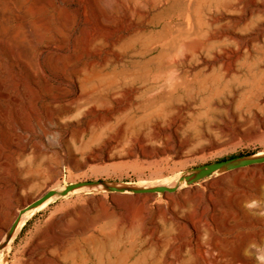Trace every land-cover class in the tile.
Returning <instances> with one entry per match:
<instances>
[{"label":"rangeland","instance_id":"1","mask_svg":"<svg viewBox=\"0 0 264 264\" xmlns=\"http://www.w3.org/2000/svg\"><path fill=\"white\" fill-rule=\"evenodd\" d=\"M233 1L236 9L216 12L198 0L193 14L189 0H0V220L26 209L23 199L37 206L39 196L51 197L22 225L8 264L80 263L90 233L93 258L112 264H260L264 0ZM125 6L142 17L129 22ZM194 18L212 51H231L228 71L205 66V50L188 47ZM151 48L185 77L173 99L177 121L139 143L112 125L115 116L102 119L105 109L76 101L82 78L112 67L84 65L97 57L78 55L113 50L122 64ZM215 75L222 79L213 83ZM200 83L214 91L198 93ZM185 173L188 182L170 195L138 196ZM52 228L66 243L53 252L45 238Z\"/></svg>","mask_w":264,"mask_h":264},{"label":"bare ground","instance_id":"2","mask_svg":"<svg viewBox=\"0 0 264 264\" xmlns=\"http://www.w3.org/2000/svg\"><path fill=\"white\" fill-rule=\"evenodd\" d=\"M133 1H135V4H137L136 0ZM139 2L140 1H138V4ZM177 2L179 4L181 0L180 2L177 0ZM192 2L193 5L191 7ZM192 2L189 0L190 7L192 8L191 11L193 10V14H196L195 12L197 10L198 0H193ZM189 3L187 5H189ZM141 4L138 6L135 5L137 6L136 8H138ZM181 4L184 3H180L179 6L182 7L183 5ZM143 5L144 4H142V6ZM135 6H133V9H135ZM142 6H140L141 10ZM184 6L186 7V3ZM208 6L209 9L213 7L216 12H219L221 7H224L229 11L236 9L235 2L233 0H209ZM126 7L127 6H125V8ZM188 7H186V9ZM126 10L129 9L126 8ZM141 10L138 9L136 12L139 14V16V11ZM134 13L135 10H129V22L135 17H133ZM141 17L142 15L140 18ZM140 18L138 19L140 20ZM196 21V18H194V20L189 23V32H187L189 34L188 38L190 36V40L188 39V47L193 51H195L197 48L205 50V56L202 58V62L205 66L214 68L216 65H221L224 66L228 71V65L230 64L231 60V51L224 49L212 51L213 43L211 41L207 42L199 38L201 35V30L199 29L200 24ZM216 22H218L217 16H211L210 24ZM134 31H136V29ZM98 36L103 38L106 35L99 33ZM214 36L215 32H212L210 37ZM122 37L124 36L120 35L118 40ZM129 38L126 41L133 39ZM139 38H141V36L137 37V39L134 37L133 40H138ZM152 52H154V49L152 48L146 50H137L135 51L134 55L141 57V59L127 60L122 64L119 63V55L113 50L104 53H102L101 49L83 50L78 55L79 58H82L83 56H86L87 58L91 56L97 57V59H93L91 61H84V65H89L90 63L104 69L105 67H112L109 71H103V69H101L95 78H82L80 84L81 93L79 94L76 101H82L86 107H89L88 109L91 112L97 113L98 109H105L106 113L105 115L101 116L102 119L107 118L110 120L111 116H115V121L112 122V125L117 126L118 130L120 131L131 130L132 133L135 134V139L138 140L139 143L144 141L146 133L150 136L151 141L155 140L158 136H161L160 133L162 130H164L166 127L168 129L173 123L177 121L178 117L176 114L180 111V107L173 104V99H175L174 96L182 88V79L185 77V73L180 71L176 61L168 60L166 64L163 63V59L166 57L167 53H165L163 50H160L157 51V54L150 56ZM109 54H113L114 57H110ZM202 72L203 68L195 70L193 72L194 78L197 79V77H199ZM221 77V75L213 76V83L219 82L220 79H222ZM198 88V93L210 92L211 94L214 91H211V89L205 86L204 83L198 84ZM109 112H111V114ZM90 121L93 122V119ZM153 152V150L146 151V155L151 156ZM189 179L190 176L187 173L182 175L176 174L172 179L165 181V183H163L164 186H157L163 188L162 190L158 191L156 190V187L153 188L150 186L139 192L138 196L143 195L144 198H148L156 192H163L167 195H170L177 188L185 185ZM57 193L58 192L55 191L54 194ZM43 195L39 196L38 198L42 197ZM50 198L44 200L37 206L33 205L32 203L27 204V200L23 199L22 204L26 206L28 205L26 209H13L9 212L7 219L0 220V264H8V255L11 253L13 243L26 219L35 209L44 205ZM140 212L142 218H144V211H141L140 209ZM49 232L47 231L45 238L48 239L54 246V249H50L49 251L53 252L66 246V243H64V236L60 235L53 228ZM77 233H85V230L77 231ZM72 235L76 236V232ZM84 240L86 245L84 244L82 247L83 256L81 257V262H77V264H112V261L109 257H107V259L104 261L98 260L94 259L89 252L91 244L96 240L93 233L84 236ZM52 260L53 259H51V262ZM119 264L128 263L120 262ZM131 264H134V262Z\"/></svg>","mask_w":264,"mask_h":264},{"label":"water","instance_id":"3","mask_svg":"<svg viewBox=\"0 0 264 264\" xmlns=\"http://www.w3.org/2000/svg\"><path fill=\"white\" fill-rule=\"evenodd\" d=\"M226 161H227V159L222 160V161L215 162V163H213V164L211 165V167H216V166H218V165H220L221 163L226 162ZM162 189H163V188H161V187H156V190H158V191H160V190H162ZM48 195H49V192L45 193L42 197L38 198V199H37V203H41V202H43V201L47 198Z\"/></svg>","mask_w":264,"mask_h":264},{"label":"clouds","instance_id":"4","mask_svg":"<svg viewBox=\"0 0 264 264\" xmlns=\"http://www.w3.org/2000/svg\"><path fill=\"white\" fill-rule=\"evenodd\" d=\"M258 253L257 260L260 262V264H264V249H258Z\"/></svg>","mask_w":264,"mask_h":264},{"label":"trees","instance_id":"5","mask_svg":"<svg viewBox=\"0 0 264 264\" xmlns=\"http://www.w3.org/2000/svg\"><path fill=\"white\" fill-rule=\"evenodd\" d=\"M238 155H231V156H229L228 158H230V159H232V158H235V157H237Z\"/></svg>","mask_w":264,"mask_h":264}]
</instances>
